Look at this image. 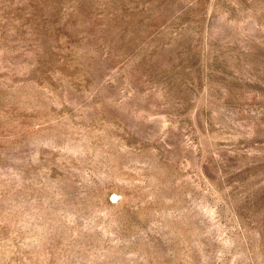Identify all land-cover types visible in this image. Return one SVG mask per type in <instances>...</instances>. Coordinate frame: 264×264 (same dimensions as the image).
Masks as SVG:
<instances>
[{
  "label": "rangeland",
  "instance_id": "1",
  "mask_svg": "<svg viewBox=\"0 0 264 264\" xmlns=\"http://www.w3.org/2000/svg\"><path fill=\"white\" fill-rule=\"evenodd\" d=\"M0 264H264V0H0Z\"/></svg>",
  "mask_w": 264,
  "mask_h": 264
}]
</instances>
